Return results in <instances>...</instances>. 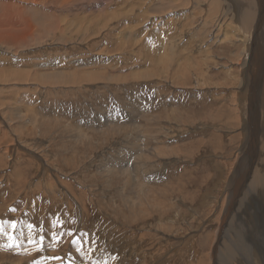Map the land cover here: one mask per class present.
Returning <instances> with one entry per match:
<instances>
[{
  "label": "rangeland",
  "instance_id": "rangeland-1",
  "mask_svg": "<svg viewBox=\"0 0 264 264\" xmlns=\"http://www.w3.org/2000/svg\"><path fill=\"white\" fill-rule=\"evenodd\" d=\"M97 9L80 13L93 31L0 51V264H214L212 253L223 264H264V189L252 187L244 217L243 204L228 206L244 184L230 179L247 134L244 43L218 41L222 31L194 17L189 28L210 54L193 42L157 57L151 49L166 44L128 43L127 21ZM12 66L32 74L14 77ZM150 66L158 76L142 75ZM85 69L102 78L82 80ZM49 72L75 81L34 77Z\"/></svg>",
  "mask_w": 264,
  "mask_h": 264
},
{
  "label": "bare ground",
  "instance_id": "bare-ground-1",
  "mask_svg": "<svg viewBox=\"0 0 264 264\" xmlns=\"http://www.w3.org/2000/svg\"><path fill=\"white\" fill-rule=\"evenodd\" d=\"M97 8H99V10H102V13H99L100 16L103 15V11H106V17L110 21H127V23L124 24L126 25V28H124L123 32L125 33L124 36L126 37L124 39H126L128 43L129 41H132L131 44L133 45L134 42L136 47H139L140 45V49L145 47L146 44L150 46H155V44L158 43L166 44V46L163 47L156 45L157 47H160L158 51L154 47L153 49H151V51H153V55L156 56L157 54V57L159 53L161 57L166 58L170 56L171 58H173L176 53H179L180 47V52H183L182 48L187 49V46L189 45L188 43L192 44L193 42H197L199 44L197 45V43H194L196 45V50H198L196 53H198L199 55L202 54L204 56L209 53L206 49H203V47L201 46L202 42L198 38V35L194 34V32L189 28V25L192 24L191 21L194 17H199L201 24L203 23V27L204 25H208L211 22L215 24L216 28L219 29V31H222V35L214 33V38H216L218 41H224V39H227L232 35L237 37L240 41L244 43L245 48L243 51L245 53V61L243 65L246 66L244 69V77L246 84L243 81L241 82H243L244 84V87H242V91L245 90V93H247L245 94V98L248 102L247 104H244L245 106H243L242 108V114L244 124L243 129L246 128L248 131L246 130V138L244 139V144L242 145V148L240 150V161L238 162L237 167L235 168V173L230 178L233 179L235 182V177L238 174L237 186H239L238 183H242V180L244 181V184H241L240 188L234 191L233 201L229 202L228 205H233L235 201H238L237 204H243L242 206L244 207V209L241 207L240 212L242 215L240 217H244L246 213L244 214L242 213V211L244 210L243 212H245L248 208L247 198L248 194H250V192L252 191V187L254 189L260 186V188L264 189V107L262 108L263 114H259V106L264 105V100L262 99L264 98V80L263 82H255L254 79L255 75H257L260 71H264V46L260 44L263 43L264 45V0H0V51H12L10 48H12L13 46V50L21 47L24 48L28 41L31 40V42L35 40V44H40V42H42L40 40H42V37L45 36V45L49 47L54 45V43H58V41L61 40V37L67 34L73 36V34L75 33L79 34L82 29L87 30V32L88 30L93 31L95 27L88 20L89 18L87 17V19L80 13H92L93 10L95 11ZM96 11H98V9ZM191 12H193L194 14H191ZM231 16L234 19L236 25L232 24L231 22L228 23ZM245 19H248V25L244 24ZM179 20H181L182 22L181 26H177V22ZM165 21L167 22V24L161 25V23L163 22L164 24ZM105 24L107 23H104L103 26H105ZM108 24L110 23L108 22ZM153 25L163 27L161 30L156 31V28H154ZM171 26H173V28ZM163 28L166 30V32L163 31ZM223 28L225 29L223 30ZM100 29L102 30V28ZM160 31L164 33V41L162 40L163 43L160 42L162 39ZM154 32L156 33L154 34ZM128 34L129 36L127 37L126 35ZM211 34H213V32ZM94 36H96V34ZM155 36H157V38H155ZM154 38L157 40H155ZM83 39L85 38H81V40ZM181 43L184 44L182 45ZM133 48H131L132 50H130L134 51ZM187 55L190 54H188L187 52ZM191 55L193 58V53ZM142 56L143 55L141 54V57ZM185 58L187 57L185 56ZM163 64L165 63L163 62ZM76 65H78L77 62L73 66ZM73 66L70 65L69 67L71 68H68L74 69ZM165 66L166 65L163 66V69H159L161 74L168 72V68L166 69ZM150 68L142 71V75H152L155 70H152L151 66ZM85 70L86 71H82L81 73H79L81 75L82 80L102 78V75L100 74L95 75L94 72L91 73L87 72V69ZM10 73L12 74V76L14 75V77L16 76L18 78L32 74L31 72H28L26 68H16L15 66H12ZM71 73L72 72H49L48 74L37 73L38 76L34 77L40 82H47L49 85H56L60 84V82L70 83L75 81L74 79L76 73H73L72 75ZM194 73L196 74V72ZM177 74L179 75L177 79L183 78V76L185 77L187 74L186 66L185 68H182L180 70V73L177 72ZM154 75L158 76L157 73L153 74L152 76ZM79 77L80 76H78V78ZM116 77L117 76H112L107 78L109 80H115L117 79ZM240 165L243 167L242 169L240 168ZM246 167L250 169L244 170L246 169ZM233 190L234 189H232V191ZM228 191L230 192V189H228ZM228 191L226 193L224 192V197H222L221 203L223 204L224 200L228 197V194L231 193H228ZM256 192H258V190H256ZM230 198L231 195L229 196V200ZM235 198L237 200H235ZM229 210L232 209L228 208V211ZM215 235H217L215 240H218L217 243H219L220 234L216 233ZM225 246L226 245L224 244L223 247L225 248ZM211 258L212 260H214V264H223L224 260L222 261L219 257L215 256L214 253H212Z\"/></svg>",
  "mask_w": 264,
  "mask_h": 264
},
{
  "label": "snow or ice",
  "instance_id": "snow-or-ice-1",
  "mask_svg": "<svg viewBox=\"0 0 264 264\" xmlns=\"http://www.w3.org/2000/svg\"><path fill=\"white\" fill-rule=\"evenodd\" d=\"M62 235V234H61ZM87 235L86 233H80L78 236H75L72 240V243L74 246H77V248H80V247H83V242H82V237ZM54 237L57 236V234H53ZM43 237L40 238V241H32L33 243H40L42 244L43 243ZM18 244H9L7 245V247H17ZM55 259H59V258H55ZM34 264H39V262H34Z\"/></svg>",
  "mask_w": 264,
  "mask_h": 264
}]
</instances>
